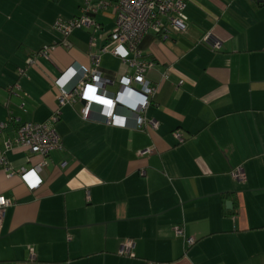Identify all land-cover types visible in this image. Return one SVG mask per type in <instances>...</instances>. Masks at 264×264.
<instances>
[{
    "label": "crops",
    "instance_id": "crops-1",
    "mask_svg": "<svg viewBox=\"0 0 264 264\" xmlns=\"http://www.w3.org/2000/svg\"><path fill=\"white\" fill-rule=\"evenodd\" d=\"M83 4L0 0V121L48 122L59 89L79 83L91 54H100L104 94L121 92L112 125L102 104L87 119L79 99L61 107L52 126L63 148L48 155L36 191L0 169V194L12 200L0 264H264V0L190 1L184 33L143 37L142 57L155 63L145 77L158 87L145 111L158 126L147 131L136 128L138 85L120 87L133 69L110 52V10L95 16L98 31L75 29L70 46L56 44L55 21ZM208 33L219 50L199 42ZM44 46L53 47L38 55ZM7 160L17 171L40 157L15 145ZM238 166L243 181L231 174ZM126 238L135 240L133 258L117 255Z\"/></svg>",
    "mask_w": 264,
    "mask_h": 264
},
{
    "label": "built area",
    "instance_id": "built-area-1",
    "mask_svg": "<svg viewBox=\"0 0 264 264\" xmlns=\"http://www.w3.org/2000/svg\"><path fill=\"white\" fill-rule=\"evenodd\" d=\"M194 0H84L81 13L69 20L59 18L55 21L54 27L60 33L61 38L58 45L70 46L69 36L75 29H86L92 32L98 31L101 26L95 20V16L104 10H110L114 15V28L109 35L112 45L111 54L119 58L122 63L133 69L131 74H126L120 79L121 89H129L134 84L138 85L140 100L136 107L135 122L136 128L142 131L155 129L157 121L147 118L145 111L157 93L158 87L149 82L145 77V72L154 66V62L142 57L139 44L143 37L149 32L159 35L162 39L168 36V28L171 27L177 33H184L187 30V15L185 8L187 3ZM200 43H205L213 51L221 47V42L210 33L204 35ZM53 46H44L38 55H46ZM101 52H106L102 48ZM91 66H81V79L77 85L70 89L60 88L57 94V107L48 118V122L21 121L19 117L9 116L6 120L0 121V169L4 170L8 176L17 174L23 184L30 190L36 191L42 184L40 172L47 164L48 155L55 150L63 148L62 139L52 126L59 118L60 109L68 103H73L77 99L84 103L81 111L82 119H87L91 106L94 103L102 104L106 107L105 124L112 125L116 118V108L119 105L118 96L120 91L113 94H104L108 80L102 78L98 66L100 64V54H91ZM36 57L30 56L26 63L29 65L35 61ZM23 74V69L18 70ZM167 77L164 74L163 78ZM9 127H13V136L2 138ZM178 143L184 141L180 129L172 132ZM20 146L40 157L37 163L28 168L12 170L7 160V153L13 146ZM152 148L140 150L139 155L151 153ZM144 174V171L141 172ZM233 178L243 181L245 176L242 167L238 166L231 172ZM12 205V200L0 194V229L5 217L6 209ZM175 234L183 237L185 244L190 246L194 243L192 237H185L184 228L178 225L174 228ZM136 243L132 238H126L119 249L117 255L122 257H135L134 249ZM29 258H34L33 248L28 246ZM146 264H160L154 261H147Z\"/></svg>",
    "mask_w": 264,
    "mask_h": 264
}]
</instances>
